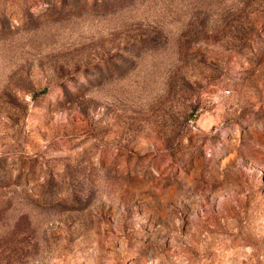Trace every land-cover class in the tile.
<instances>
[{"label":"rangeland","instance_id":"1","mask_svg":"<svg viewBox=\"0 0 264 264\" xmlns=\"http://www.w3.org/2000/svg\"><path fill=\"white\" fill-rule=\"evenodd\" d=\"M0 264H264V0H0Z\"/></svg>","mask_w":264,"mask_h":264}]
</instances>
